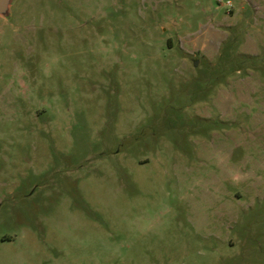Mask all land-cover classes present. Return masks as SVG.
Here are the masks:
<instances>
[{"label":"rangeland","instance_id":"rangeland-1","mask_svg":"<svg viewBox=\"0 0 264 264\" xmlns=\"http://www.w3.org/2000/svg\"><path fill=\"white\" fill-rule=\"evenodd\" d=\"M0 264H264V0H16Z\"/></svg>","mask_w":264,"mask_h":264},{"label":"water","instance_id":"water-1","mask_svg":"<svg viewBox=\"0 0 264 264\" xmlns=\"http://www.w3.org/2000/svg\"><path fill=\"white\" fill-rule=\"evenodd\" d=\"M16 0H0V18L9 20L11 7Z\"/></svg>","mask_w":264,"mask_h":264}]
</instances>
